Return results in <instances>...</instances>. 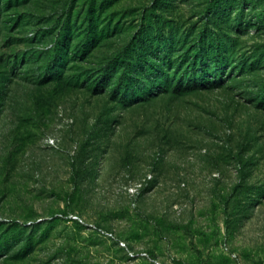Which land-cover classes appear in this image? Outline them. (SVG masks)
Instances as JSON below:
<instances>
[{"label":"rangeland","instance_id":"obj_1","mask_svg":"<svg viewBox=\"0 0 264 264\" xmlns=\"http://www.w3.org/2000/svg\"><path fill=\"white\" fill-rule=\"evenodd\" d=\"M205 7L0 0V264H264V36L247 28L264 2L211 7L234 59L219 86L104 71L143 22L181 35Z\"/></svg>","mask_w":264,"mask_h":264},{"label":"trees","instance_id":"obj_2","mask_svg":"<svg viewBox=\"0 0 264 264\" xmlns=\"http://www.w3.org/2000/svg\"><path fill=\"white\" fill-rule=\"evenodd\" d=\"M205 1L201 29H195V25L194 29L178 35L177 31L168 27L163 19H158L157 25L151 21H145L127 46L117 53V58L106 64L105 74L117 65V81L124 84L130 80L131 73L157 70L161 76L167 75L165 77L167 82L176 83L173 87L175 91L222 84L225 81L222 77L223 73L210 69L216 65L230 64L234 62V59H228L230 55L226 53L227 43L213 31V14L216 12L211 7L219 9L227 0ZM229 2H245L252 6L259 0H229ZM144 19L146 20V16ZM247 28H253L255 33L261 32L264 36V12L251 16ZM254 63L255 61L248 63L247 60H243L234 65L250 67ZM175 72L179 73L178 78L175 77ZM262 83L258 98L259 104L264 106V80Z\"/></svg>","mask_w":264,"mask_h":264},{"label":"built area","instance_id":"obj_3","mask_svg":"<svg viewBox=\"0 0 264 264\" xmlns=\"http://www.w3.org/2000/svg\"><path fill=\"white\" fill-rule=\"evenodd\" d=\"M74 218H78L76 215H74ZM119 243L121 244V245H124L125 243L123 242V241H119ZM131 256H133V253H131ZM157 264H162V263H157Z\"/></svg>","mask_w":264,"mask_h":264}]
</instances>
